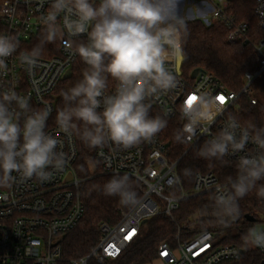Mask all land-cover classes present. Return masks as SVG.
Wrapping results in <instances>:
<instances>
[{
  "label": "clouds",
  "instance_id": "clouds-1",
  "mask_svg": "<svg viewBox=\"0 0 264 264\" xmlns=\"http://www.w3.org/2000/svg\"><path fill=\"white\" fill-rule=\"evenodd\" d=\"M182 0H50L39 17L43 26L39 42L19 53L26 70L36 67L46 44L61 42L71 57L85 65L81 78L59 95L63 104L56 110V124L69 138L75 136L89 149L114 145L130 149L152 143L168 121L150 115L152 101L179 85L174 63L183 55L189 34V16ZM20 47L16 35L0 33V74L7 60ZM115 89L109 92V81ZM181 106L183 129L175 133L178 143L190 141L198 127L214 122L215 98L200 93ZM30 95L0 81V187L33 179L44 182L65 167L63 142L46 131L51 109L34 108ZM253 145L249 148L248 145ZM198 158L228 165L236 156V176L218 185L201 210L209 223L231 227L241 216L239 201L256 190L264 199V125L243 123L229 115L222 129L204 141ZM79 170L88 169L80 165ZM185 176L191 169L183 170ZM15 173V175H13ZM173 183H179L175 177ZM90 195V193H88ZM102 194L118 197L121 205L137 203L138 195L129 176H113ZM245 247L264 249V229L251 227L242 237Z\"/></svg>",
  "mask_w": 264,
  "mask_h": 264
},
{
  "label": "built area",
  "instance_id": "built-area-1",
  "mask_svg": "<svg viewBox=\"0 0 264 264\" xmlns=\"http://www.w3.org/2000/svg\"><path fill=\"white\" fill-rule=\"evenodd\" d=\"M191 4L201 8L203 14L196 16L207 24L223 20L230 31L227 41L230 43L248 42V25H237L226 15L228 0H190ZM50 0H0V21L4 29L2 34L16 35L20 47L14 56L7 60L8 70L0 74V81L14 86L21 95H30L34 108L47 106L51 109L46 131L63 142L66 154L65 167L53 172L50 179L39 182L35 179L16 182L10 187H0V264H88L96 259L100 264L119 258L141 233V225L147 220L168 215L180 208L181 202L192 196L214 194L220 181L212 171L198 172L189 191L174 194L179 183H173L179 177L178 163L170 155L169 144L158 135L152 143H142L130 149L105 145L99 148L95 158L100 162L102 173L108 175H127L140 182L141 196L130 209H120L121 218L115 224L102 223L98 245L87 256L66 259L63 254V239L67 232L74 229L85 215V205L81 198L82 180L74 169L78 157L76 137L69 138L60 131L56 123L51 122L55 111V95L60 82L78 57H71L58 41V54L40 57L35 68L26 70L19 62V53L23 43L29 42L42 31L39 17L49 8ZM256 12L264 31V0H258ZM262 58L255 71H247L243 76L244 85L240 91L224 87L216 75L204 68L193 78L184 75L179 68L177 58L174 68L178 74L179 85L171 92L152 101L166 118H180L184 127L180 108L190 96L200 93L215 98L213 110L216 118L210 125L198 127L191 134V146L202 139H211L227 121L229 115L237 112L238 100L245 96L252 104L254 82L264 77V38L256 45ZM115 89V87H114ZM109 91L110 93L114 91ZM223 96L221 103L217 97ZM249 148L253 145L249 144ZM236 161L237 157L228 158ZM15 175V173L13 174ZM264 229V224L258 227ZM183 228H179L173 239L163 240L158 246V256L153 262L161 264H222L235 262L244 252L236 244H220L217 235L210 230L199 232L191 238H183ZM134 231L131 239H126ZM115 247H112V246ZM264 256V249L254 247ZM203 249V251H201ZM166 253V255H165ZM199 253V255H197Z\"/></svg>",
  "mask_w": 264,
  "mask_h": 264
},
{
  "label": "trees",
  "instance_id": "trees-1",
  "mask_svg": "<svg viewBox=\"0 0 264 264\" xmlns=\"http://www.w3.org/2000/svg\"><path fill=\"white\" fill-rule=\"evenodd\" d=\"M258 0H228L226 15L237 25L247 24L248 42L230 43L227 37L230 28L223 20L213 21L207 24L203 19L189 20V34L183 42L184 62L182 69L190 72L195 68H204L216 75L221 84L233 91H240L244 85L243 76L247 71H255L259 68L262 55L257 50L258 45L264 38V31L256 12ZM4 26L0 21V33ZM42 32V31H41ZM41 32L29 42L23 43L21 51L30 50L39 42ZM58 41L45 45L41 57H51L58 54ZM85 65L77 58L72 67V75L63 79L54 92L56 105L51 116V122L56 123V110L63 104L59 95L61 89H66L81 78ZM115 87L114 81H109V91ZM257 104H252L248 98L241 96L238 100L237 112L234 114L243 123L252 120L258 126L264 125V77L257 79L253 84ZM150 115H160L167 119V127L157 135L169 144L171 158L178 163L180 185L174 189V194L180 195L183 191H189L195 181L198 172H214L220 181L226 182L228 176L235 178V162L221 165L217 161H207L195 155L196 149L207 139H202L191 146L188 142L178 143L174 136L177 130L183 129L180 118H166L154 106ZM78 157L74 165L77 176L82 180L80 193L85 205V215L80 223L67 232L63 239V254L66 259H77L89 255L98 245L101 237L100 226L102 223L115 224L121 218L120 209L128 210L133 205L124 206L118 197H108L102 194L103 185L113 176L102 173L100 162L95 158L99 148L89 149L82 141L76 138ZM181 158V159H180ZM84 165L88 171L83 173L79 170ZM191 169L192 174L185 176L183 170ZM124 176V175H118ZM133 182L138 199L141 196L140 182L130 177ZM264 184V181L258 182ZM90 193V195L88 194ZM212 194H202L184 199L180 208L172 216L158 215L141 225L139 238L131 243L123 254L103 264H149L158 256V246L163 240L173 239L179 228H183V238H191L199 232L210 230L219 238L220 244H236L244 250L241 258L235 262L222 264H262L264 256L254 247H245L242 237L251 227H260L264 224V199L256 194V190L249 193L239 201L241 216L229 228L215 226L209 223L212 219L208 215H202L201 210L209 203ZM199 217L197 229L188 230L184 225L191 222L195 215ZM88 264H100L96 259H91Z\"/></svg>",
  "mask_w": 264,
  "mask_h": 264
},
{
  "label": "rangeland",
  "instance_id": "rangeland-1",
  "mask_svg": "<svg viewBox=\"0 0 264 264\" xmlns=\"http://www.w3.org/2000/svg\"><path fill=\"white\" fill-rule=\"evenodd\" d=\"M182 7H184V9L186 11H189V12H193V11H198V8L196 5L194 4H191L190 0H182ZM199 15L203 14V10L201 8H199ZM198 15V16H199ZM197 17H193V16H189V20H193V19H196ZM183 72H184V75L189 78L190 77V74H191V71L190 72H187L186 70L183 69ZM56 100V99H55ZM199 217V214L195 215L194 219L191 221V222H187L185 225H184V228L188 230H194V229H197V222L194 221L195 219H197ZM149 264H161L160 262H151Z\"/></svg>",
  "mask_w": 264,
  "mask_h": 264
},
{
  "label": "water",
  "instance_id": "water-1",
  "mask_svg": "<svg viewBox=\"0 0 264 264\" xmlns=\"http://www.w3.org/2000/svg\"><path fill=\"white\" fill-rule=\"evenodd\" d=\"M183 62H184V55H182L181 57H178V58H177V63H178V67H179V68L182 66ZM201 70H203L201 67L195 68V69L193 70V72H192V77L194 78V77L197 75V73H198L199 71H201ZM71 75H72V71H71V70H68V71L66 72L65 76H64V79H67V78L71 77ZM180 159H181V158H180ZM179 161H180V160H179ZM241 252H244V250L242 249ZM262 264H264V260H263Z\"/></svg>",
  "mask_w": 264,
  "mask_h": 264
},
{
  "label": "snow or ice",
  "instance_id": "snow-or-ice-1",
  "mask_svg": "<svg viewBox=\"0 0 264 264\" xmlns=\"http://www.w3.org/2000/svg\"><path fill=\"white\" fill-rule=\"evenodd\" d=\"M195 99H196L195 96H190V97L187 99L186 103L191 104ZM217 99H218L221 103H224V102H225V98H224L223 96H219V97H217ZM134 234H135L134 231H133L132 233H129V235L126 237V239H131L132 235H134ZM112 247H115V246L113 245ZM201 251H203V249H201ZM165 255H166V253H165ZM197 255H199V253H197Z\"/></svg>",
  "mask_w": 264,
  "mask_h": 264
}]
</instances>
